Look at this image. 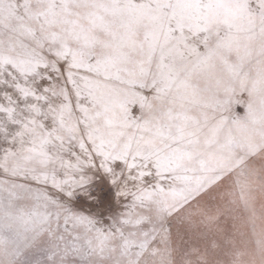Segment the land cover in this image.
I'll use <instances>...</instances> for the list:
<instances>
[{
    "label": "snow or ice",
    "instance_id": "snow-or-ice-1",
    "mask_svg": "<svg viewBox=\"0 0 264 264\" xmlns=\"http://www.w3.org/2000/svg\"><path fill=\"white\" fill-rule=\"evenodd\" d=\"M0 264H264V0H0Z\"/></svg>",
    "mask_w": 264,
    "mask_h": 264
}]
</instances>
